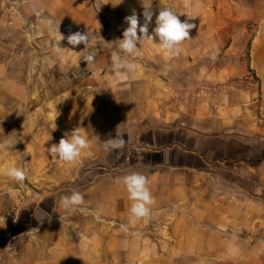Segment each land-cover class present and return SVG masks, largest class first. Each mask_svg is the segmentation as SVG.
I'll return each mask as SVG.
<instances>
[{"label": "crops", "instance_id": "0c3cea01", "mask_svg": "<svg viewBox=\"0 0 264 264\" xmlns=\"http://www.w3.org/2000/svg\"><path fill=\"white\" fill-rule=\"evenodd\" d=\"M110 3L124 16L143 10L141 0ZM169 6L182 22L195 16L179 56L146 40L137 70L120 79L119 49L102 50L59 115L54 133L79 127L90 149L71 165L49 157L53 178L87 180L91 216L35 224L0 247V264H264V0H153L154 24ZM8 67L0 63V84L22 97ZM117 127L125 145L105 151ZM130 172L148 177L155 199L134 224L121 182Z\"/></svg>", "mask_w": 264, "mask_h": 264}, {"label": "rangeland", "instance_id": "374dc122", "mask_svg": "<svg viewBox=\"0 0 264 264\" xmlns=\"http://www.w3.org/2000/svg\"><path fill=\"white\" fill-rule=\"evenodd\" d=\"M111 1L0 0V63L9 64V79L18 81L25 89L19 97L10 86L0 84V140L10 138L17 142L12 148L0 150V168L15 165L24 168L27 175L20 183L0 172V224L10 227L7 237L0 235V247L30 231L35 224L86 223L85 214H89L86 208L66 211L59 206V199L70 195L72 190L80 192L88 181L80 176L70 180L57 175L54 179V167L47 153V148L58 144L62 135L54 133V123L56 126L61 120L59 115L69 107L71 96L85 77L86 71L81 67L86 62L80 61L84 45L56 54L53 40L59 38V32L67 37L70 32L89 31L95 37L96 54L110 50L112 42L122 39L127 27L124 14L114 11ZM169 7L180 13L175 6ZM98 11L102 19L97 16ZM142 13L143 10L139 17L141 24ZM48 20L54 22L51 29ZM98 29L104 32L98 35ZM60 46L71 47L66 39ZM44 212L50 219L45 217L40 223L37 217Z\"/></svg>", "mask_w": 264, "mask_h": 264}, {"label": "clouds", "instance_id": "9594fccd", "mask_svg": "<svg viewBox=\"0 0 264 264\" xmlns=\"http://www.w3.org/2000/svg\"><path fill=\"white\" fill-rule=\"evenodd\" d=\"M122 2L123 0H119V3ZM152 2L153 0H141L143 23H140L137 12L133 9L130 15L124 17V23L127 24V27L123 30L122 39L112 42L119 49V52H113L111 55V67L120 79H127L129 74L137 70L135 58L141 55L140 48L146 40L153 42L154 38H158L159 42L155 44H158L159 50L167 57H176L181 53L183 42L191 39L190 30L196 27L194 23L189 22L195 16L187 15L188 19L182 22L179 16L184 13H177L170 7H160L159 13L155 18V27L152 33L149 34V25L154 15ZM116 5L113 4V6ZM46 23L50 29L53 27V21L48 20ZM57 31L59 32V25L57 26ZM65 39L71 47L60 46V42ZM94 39V35L89 31L83 33L80 31L70 32L67 37L59 32V38H54L53 40V51L56 54H60L65 49L72 51L71 48L84 45L80 61L86 62V68L90 69L94 65L96 57V52L93 50ZM138 44L140 45L139 47ZM55 127L54 123L53 130ZM16 143L10 138L0 140V150L12 148ZM124 145L123 133L117 127L115 138L106 139L103 146L105 151H112L121 149ZM88 149H90L89 139L77 127L70 133H66L58 144H51L47 148V153L52 159L71 165L79 160ZM88 154L90 155L91 153L89 152ZM0 172H3L9 179L16 182L23 183L27 179L25 169L15 165L0 168ZM121 182L128 194L129 201H131L129 223L134 224L139 220L150 217L152 214L151 206L154 205L155 199L149 187L148 177L140 172H130L121 178ZM84 203L83 195L77 190H72L70 195H63L59 199V206L66 211L80 209ZM45 217L50 219L49 214L44 212L43 215L37 217V221L42 223ZM97 219H99V215H97ZM0 226H4V223ZM122 227L125 230L127 229L126 225H122ZM32 231H38V229H31L28 233L30 234Z\"/></svg>", "mask_w": 264, "mask_h": 264}, {"label": "built area", "instance_id": "2783aa9c", "mask_svg": "<svg viewBox=\"0 0 264 264\" xmlns=\"http://www.w3.org/2000/svg\"><path fill=\"white\" fill-rule=\"evenodd\" d=\"M180 20H181V18H180ZM154 27H155V24L153 22H151L150 25H149V30H153ZM137 264H141V263H137Z\"/></svg>", "mask_w": 264, "mask_h": 264}]
</instances>
